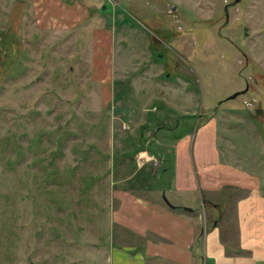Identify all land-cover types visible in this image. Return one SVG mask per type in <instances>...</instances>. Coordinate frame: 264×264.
<instances>
[{
  "label": "rangeland",
  "instance_id": "374dc122",
  "mask_svg": "<svg viewBox=\"0 0 264 264\" xmlns=\"http://www.w3.org/2000/svg\"><path fill=\"white\" fill-rule=\"evenodd\" d=\"M102 1L114 15L72 29L30 16L0 47V264H95L112 244L113 186L170 195L149 190L169 185L163 153L144 161L133 149L171 130L210 150L216 125L221 158L259 179L264 198V0L230 4L228 20L232 0ZM244 182L219 193L229 241ZM193 194L198 206L199 183Z\"/></svg>",
  "mask_w": 264,
  "mask_h": 264
},
{
  "label": "crops",
  "instance_id": "0c3cea01",
  "mask_svg": "<svg viewBox=\"0 0 264 264\" xmlns=\"http://www.w3.org/2000/svg\"><path fill=\"white\" fill-rule=\"evenodd\" d=\"M105 5L108 4L102 0H0V47L13 48L22 24L30 16L36 23H51L56 29H72L87 23L88 17L97 19L105 16V12H109L106 15L110 17L114 15V11L110 12ZM125 19L123 16L119 20L120 25L131 29ZM114 27L116 30L117 26ZM106 29L96 26L94 31L104 36ZM103 40L105 38L101 36L100 41ZM189 113L194 112L185 111V114ZM163 120L166 117L156 122L155 130L163 126ZM213 123L209 121L202 129ZM212 127L214 140L210 150L207 148L210 139L177 134L170 137L173 130L164 140H155L154 143L157 141L161 145V152L154 148L153 141L145 144L149 137L134 147V153L144 157V161L156 157L155 153H163L161 175L169 171L172 174L168 187H149V190L157 194L167 190L172 203L189 205L192 209H175L164 198L151 196L137 188L113 186L112 195L116 202L110 211L112 244L111 247L109 244L101 246L100 253L96 252L95 264H264L263 189L259 179L247 170L221 158L217 126L213 124ZM149 151L152 154L149 155ZM242 177L245 182L236 185L245 190L243 197L235 203L237 235L229 241L223 237L224 203L219 193L229 179ZM197 183L202 190L198 206L191 202ZM207 208L210 209L209 220ZM240 210L244 212V224L240 220ZM208 221L215 226L212 232H205ZM202 232L201 241L197 240Z\"/></svg>",
  "mask_w": 264,
  "mask_h": 264
},
{
  "label": "water",
  "instance_id": "95a60500",
  "mask_svg": "<svg viewBox=\"0 0 264 264\" xmlns=\"http://www.w3.org/2000/svg\"><path fill=\"white\" fill-rule=\"evenodd\" d=\"M238 1H239V0H232L231 2L225 4V7H224V8H225V12H226L227 20H228V16H229V9H228L229 5H230V4H235V3H237ZM246 89H247V88H246ZM246 89L236 91V92L230 94V95L228 96V98L236 97L239 93L244 92ZM164 199L166 200V202H167L170 206H172V207L175 208V209H187V210H191V209H192V207L189 206V205H185V204H174V203H172V202L168 199V197H167L166 195H164Z\"/></svg>",
  "mask_w": 264,
  "mask_h": 264
},
{
  "label": "trees",
  "instance_id": "16d2710c",
  "mask_svg": "<svg viewBox=\"0 0 264 264\" xmlns=\"http://www.w3.org/2000/svg\"><path fill=\"white\" fill-rule=\"evenodd\" d=\"M188 115H194V114H188ZM183 116H187V114H184ZM202 234H203V232L199 234L197 240L201 241Z\"/></svg>",
  "mask_w": 264,
  "mask_h": 264
},
{
  "label": "built area",
  "instance_id": "2783aa9c",
  "mask_svg": "<svg viewBox=\"0 0 264 264\" xmlns=\"http://www.w3.org/2000/svg\"><path fill=\"white\" fill-rule=\"evenodd\" d=\"M151 158H153V159H155V160H157L154 156L153 157H150L149 159H151Z\"/></svg>",
  "mask_w": 264,
  "mask_h": 264
}]
</instances>
